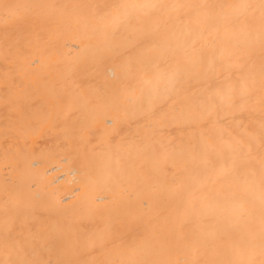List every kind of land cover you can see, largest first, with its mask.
I'll use <instances>...</instances> for the list:
<instances>
[{"label":"bare ground","instance_id":"obj_1","mask_svg":"<svg viewBox=\"0 0 264 264\" xmlns=\"http://www.w3.org/2000/svg\"><path fill=\"white\" fill-rule=\"evenodd\" d=\"M0 264H264V0H0Z\"/></svg>","mask_w":264,"mask_h":264}]
</instances>
